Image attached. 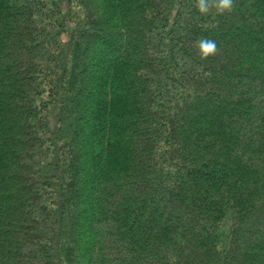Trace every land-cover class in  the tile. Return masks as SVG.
Returning a JSON list of instances; mask_svg holds the SVG:
<instances>
[{
	"label": "trees",
	"instance_id": "16d2710c",
	"mask_svg": "<svg viewBox=\"0 0 264 264\" xmlns=\"http://www.w3.org/2000/svg\"><path fill=\"white\" fill-rule=\"evenodd\" d=\"M233 9L0 0V264H264V0Z\"/></svg>",
	"mask_w": 264,
	"mask_h": 264
},
{
	"label": "clouds",
	"instance_id": "9594fccd",
	"mask_svg": "<svg viewBox=\"0 0 264 264\" xmlns=\"http://www.w3.org/2000/svg\"><path fill=\"white\" fill-rule=\"evenodd\" d=\"M196 8L201 14H208L212 8L215 9V14L222 15L232 12L234 0H195ZM211 5V7H210ZM200 58L206 59L217 51V43L215 40L202 39L198 44Z\"/></svg>",
	"mask_w": 264,
	"mask_h": 264
}]
</instances>
